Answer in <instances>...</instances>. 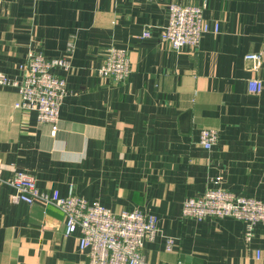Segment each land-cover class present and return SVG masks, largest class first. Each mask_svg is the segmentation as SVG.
I'll return each instance as SVG.
<instances>
[{
    "label": "crops",
    "instance_id": "1",
    "mask_svg": "<svg viewBox=\"0 0 264 264\" xmlns=\"http://www.w3.org/2000/svg\"><path fill=\"white\" fill-rule=\"evenodd\" d=\"M171 1L203 0L0 2V72L21 77L31 51L70 60L52 69L67 87L54 134L34 110L14 107L16 87L0 84V264H88L56 205L10 199L13 170L42 190L66 195L71 186L114 212L154 214L159 231L142 248L149 264H254L255 249L264 264V223L246 242L237 218L181 214L184 198L216 177L264 201V54L257 69L244 58L264 49V0H206L210 29L194 49L160 40ZM109 46L128 53L123 81L97 72ZM252 77L259 92L248 89ZM202 128L217 131L210 148L199 143Z\"/></svg>",
    "mask_w": 264,
    "mask_h": 264
},
{
    "label": "built area",
    "instance_id": "2",
    "mask_svg": "<svg viewBox=\"0 0 264 264\" xmlns=\"http://www.w3.org/2000/svg\"><path fill=\"white\" fill-rule=\"evenodd\" d=\"M205 7L206 0L199 5L169 2L167 23L160 32V40L166 41L173 49L183 46L196 48L202 34L210 29L208 22L203 19ZM217 28L215 23L213 30L217 31ZM72 46V42H68L66 49L69 51ZM263 54L264 49L247 53L244 58L252 61L253 67L257 69ZM69 66L70 60L66 56L46 58L41 52L31 51L19 63L21 77L10 78L0 72V84L16 87L20 98L14 102V107L34 110L38 120L51 125V133L54 134L59 106L67 87L65 79L52 69H67ZM97 72L114 81H123L130 72L127 51L120 47H107ZM247 84L249 91L259 92L262 89V80L258 77L249 78ZM216 140V129L200 130L199 143L204 148H210ZM0 181H3L1 175ZM219 181L220 177H216L214 185L201 194L185 197L181 214L197 220L208 216L237 218L244 224V240L250 242L254 225L257 222L264 223V201L235 194L220 186ZM7 183L13 188L10 195L12 201H38L56 205L64 215V234L78 232V246L86 250L88 264H149L142 248L144 241L152 240L159 231L154 214L145 213L139 208L114 212L97 201H87L74 193L71 186L66 195H60L56 189L42 190L36 185L33 175L21 170H13ZM165 241L166 249H171L175 237H166ZM254 259V264H259L260 249H255Z\"/></svg>",
    "mask_w": 264,
    "mask_h": 264
}]
</instances>
